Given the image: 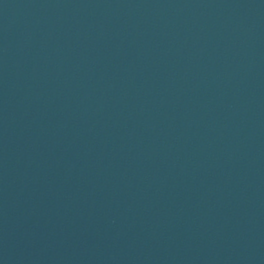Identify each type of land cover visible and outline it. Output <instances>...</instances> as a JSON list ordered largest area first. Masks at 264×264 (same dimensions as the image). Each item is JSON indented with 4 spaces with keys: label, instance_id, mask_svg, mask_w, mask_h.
<instances>
[{
    "label": "water",
    "instance_id": "water-1",
    "mask_svg": "<svg viewBox=\"0 0 264 264\" xmlns=\"http://www.w3.org/2000/svg\"><path fill=\"white\" fill-rule=\"evenodd\" d=\"M0 264H264V0H0Z\"/></svg>",
    "mask_w": 264,
    "mask_h": 264
}]
</instances>
